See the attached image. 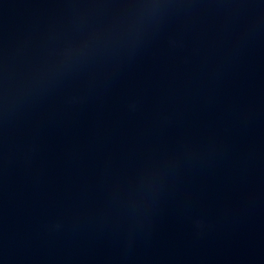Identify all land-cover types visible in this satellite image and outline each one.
Returning a JSON list of instances; mask_svg holds the SVG:
<instances>
[{"label":"water","instance_id":"obj_1","mask_svg":"<svg viewBox=\"0 0 264 264\" xmlns=\"http://www.w3.org/2000/svg\"><path fill=\"white\" fill-rule=\"evenodd\" d=\"M0 264H264V0H0Z\"/></svg>","mask_w":264,"mask_h":264}]
</instances>
